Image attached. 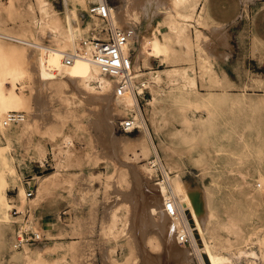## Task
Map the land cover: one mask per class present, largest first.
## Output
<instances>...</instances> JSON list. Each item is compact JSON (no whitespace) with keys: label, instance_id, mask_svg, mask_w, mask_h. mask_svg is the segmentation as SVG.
<instances>
[{"label":"rangeland","instance_id":"obj_1","mask_svg":"<svg viewBox=\"0 0 264 264\" xmlns=\"http://www.w3.org/2000/svg\"><path fill=\"white\" fill-rule=\"evenodd\" d=\"M4 1L5 0H0V4ZM35 1L36 0H22L17 7L18 9L20 8V10L16 8L10 10L9 13L4 7H2V5H0V27L4 26L6 31L10 33L9 35L6 34L0 37V40L5 43L0 52V65L2 64L4 68L3 75L5 76L7 88L11 93L18 97V100L15 102L16 106L13 108H7V110H2L0 119H3L5 112L9 110H21L25 113V118L21 122L12 123L6 126V128H3V133L0 129V146L8 145L9 147V150H6L8 163L3 170V175L8 182L5 195L9 205H6L5 208H3V211L0 212V216H4L5 219L7 218L5 221H0V264H24V262L25 264H46L47 262L49 264H106L105 261L107 260L104 258L107 257V253L113 260L120 262H124L126 258H136L135 263L129 262V264H136V262L137 264H141V262L143 263V261H145V258L146 261L144 264H199L194 255L193 260L189 261L184 258L173 257L168 253L166 246L164 245V233L159 225V221L155 223L154 219L150 220L148 216H145L143 217V220H141L142 222H140L142 224L139 226L136 220L138 207L145 204L148 200L147 196L151 195L149 194V187H142V185H140V178L137 175L138 172H136V168L132 165L137 166L141 163L147 162L149 155L151 156L152 153H155L153 148L151 147L152 152H149L148 156H144V153H142L143 151L140 152L142 149L140 144H136L135 146L126 144L123 146L122 151L113 150V137L110 138L109 136V138H104L99 134V129H97L95 125L98 115L101 112L99 105L88 104L86 102L82 104L77 100H75V104H68L66 108V104L63 105L58 101L52 105L51 101L53 97L50 98L48 88H42L39 86V81L44 76L43 71L34 75L29 69V65L20 61L19 55L21 51L18 49L14 51L10 49L11 46H26L25 43L19 42L15 34H30L37 30L36 26H38L39 23L34 22L32 19H34L33 16L39 18L40 14L36 9H34V11L28 9V4H33ZM47 1L51 5L50 8L57 12L61 17L65 13L64 7L66 8L67 6L70 9H73L80 21L82 36L88 34L92 35L93 32L98 31V26H96V30L86 29V26H92V21L95 18L91 17L85 11L87 6L84 0ZM108 2L113 7L118 5L124 6L126 3L123 0H108ZM169 6L170 0H163L157 7L151 6L149 8L148 18L144 15V11H142L141 8H135L138 14V20L126 24L119 23V25L139 33L142 40L148 33H152L156 30L159 20L166 18ZM147 21L150 23L148 26H146ZM210 21V19L206 20L204 25L205 28L210 29L218 27L217 24H213ZM225 26L230 29L229 25L226 24ZM236 29L239 30L238 28ZM160 30L167 31L168 28L165 25H161ZM191 30L189 32V38L191 37L193 39V32H191ZM9 31H12L13 33ZM45 32H48L47 28L45 29ZM230 33V45L226 48L228 52L226 58H217L215 54H210L209 57L210 60L213 61L215 70L220 76H224L225 74L222 72V69L226 67V59L237 50V45L235 44L231 30ZM207 36H209V34ZM40 38H43V40L46 39L43 35H41ZM131 45L133 48L137 47L138 41L133 39ZM241 47L242 53L245 57L244 62L241 61L240 66L235 65V75H232V77H228L227 75L224 76L227 79L224 78L226 81L223 80L221 85L214 84L210 77H202V71H199V65H201V63L198 62L199 59L195 55L190 56L188 59H185L180 55L181 53L173 55V57L170 56L171 58L150 56L145 58L148 60L145 63L149 66L141 61L139 67L140 73L138 71L136 72L140 75L137 76V80L145 81L146 88H144L142 94L138 96L139 106L146 122L149 126L151 125V129L154 131L152 142H154L158 149L160 162L164 167H170L167 170L178 173L179 176L187 181L192 187L200 186L204 188L207 186L212 190L210 198L207 199V203L209 202L211 206V212L213 211L215 213L212 212V218L208 222H205L204 220L202 221L204 225V235L210 244H215V250L217 252L220 251L222 254H228L230 250H250L251 247H254L259 253L260 245L257 241V237L264 238V184L262 183L259 187L260 197H256V199L252 198L247 193L253 182L244 181V174L247 176L250 174V177L251 174L252 176H264V106L262 108V105L264 104H261V102L264 103V100H262L264 99L262 98L264 97V77L259 75V71L254 72L257 73V75H251V72L249 73L245 71L248 61L250 62V60L247 59L251 58L252 55H255L256 52H263L264 47L263 45H260L258 41L251 39L250 37L245 39V43H243V46ZM132 52H134V49H132ZM172 58L174 60H172ZM230 60L229 63L231 62ZM179 65L180 67L187 66L186 69L188 74L196 80V89L199 92L203 91L205 93L208 91H216L222 94L224 91H230L229 95H227V97L225 96L227 101L225 99L226 102L217 103L210 108L201 105L196 107L195 105L189 106L186 104L185 100L187 98H195V89L184 81L187 76L183 75L181 71L175 69L180 68ZM152 69L158 70V72H156L158 75L154 74ZM198 74H200V76ZM155 77H157V79ZM227 80L229 82H227ZM155 81H157L158 84ZM177 83L179 84L177 85ZM54 90L55 96H59L61 88L54 87ZM247 91L250 92L248 93ZM234 93L236 96H234ZM169 94L171 95L169 96ZM247 95L249 98H252L249 99ZM167 96H169V98ZM233 97L237 99L239 104L236 102L237 105L231 103L232 101H236L235 98V100H232ZM161 98L164 99L162 100ZM72 99L73 98H71V100ZM149 99L153 101L154 104L153 102L151 105L148 104L147 102ZM248 99L250 101H248ZM155 107L159 109L161 108V110H155ZM54 108H57L59 111L61 110V112L69 110V112L71 111L74 114L71 112L68 114V111H66V118L68 119L65 120V118H61V114H53ZM119 108V113L115 111L113 116V130L117 136L119 135L117 139L119 140L120 138L127 137V135L138 137L141 134L139 131L140 129L132 131L133 133H123L117 130L118 121L125 115L129 114V111H127L129 107L125 108L121 104ZM210 110L212 112L214 111V113ZM210 112L212 115L208 118ZM69 115L73 116V118ZM61 120H63L64 124ZM206 120H208V122ZM27 121H29V124ZM76 123L78 125H76ZM61 124H63V126ZM56 131L58 132L57 134ZM47 139L49 141H47ZM66 139H68V141L70 140V142L66 143ZM145 140V143L150 147L148 140ZM51 141H53V143ZM53 144H55V146ZM65 147L72 151V156L60 153L59 150L62 148L65 149ZM226 151L229 152L227 153ZM54 152L56 153L55 155ZM53 156L56 157L54 158ZM150 158H153V155ZM64 163H66V165ZM56 168H58L64 176H66L67 173H75V183L70 186L57 181L53 184L51 183L49 186L50 189H45L43 186H40L39 180L36 176L54 171ZM28 171L33 172V181L37 186L34 184L32 196L25 197V192H27V190L24 188L26 185L24 176ZM156 174L158 179L162 178V171L160 173L157 170ZM217 177L219 178L217 179ZM58 183L59 185H57V187L56 184ZM240 184H242L241 187ZM68 186L70 188H68ZM242 187H244L245 190ZM36 189H40L39 192H36ZM241 190L244 193H242ZM232 196H234V199ZM36 199L37 202L35 201ZM248 200L251 202L250 205ZM116 201L119 203H116ZM258 201L261 202L259 203ZM202 205L204 206V204ZM114 206L116 207L113 208ZM16 207H19V209ZM110 207L113 208L114 213L116 214V221L112 231L106 235L105 228L108 220L107 214L110 211ZM128 207L129 210H132L135 213L134 220L136 226L134 227L136 229H134L136 231L133 229L131 230L132 232H135V234L133 233L134 238L131 237V231L129 230L122 233L118 232L120 227L122 228L126 221L125 219L128 217V213L126 214V211H128L126 209ZM254 208H256L255 211ZM253 213L255 216L252 215ZM49 214L52 215V223L50 224V227L48 229H41L39 224L42 217ZM125 216L127 217L125 218ZM27 218L33 223V227L28 228V230L37 229L43 234L42 239L29 242L19 248H13L12 242L14 243L16 240L18 225L22 224L21 226H23ZM228 218H230V221L234 219V222L233 220L232 222L228 221ZM219 220L224 225H219ZM226 220L227 222L232 223V227L228 228V231L226 230L225 225ZM189 221L190 223L192 222L190 219ZM237 222L239 224H237ZM218 225L222 227L219 229ZM233 226L235 227L233 228ZM248 227L251 229L250 231L248 230ZM24 228L27 227L24 226L23 229ZM260 228L261 230H259ZM217 229H219L220 233ZM234 229H237V235H235L236 233L234 234L236 231H234ZM137 232L140 234V237ZM239 233L240 236L244 235L246 238L242 236L241 241V238H239L240 236L238 237ZM194 234L198 245L202 247V242L198 233L194 231ZM126 235H128V237ZM211 235L213 237H211ZM135 237L137 238L135 239ZM217 238L220 240L218 241ZM243 238L245 240H243ZM221 240L230 242H228L227 245ZM234 240L237 241L235 242ZM232 242L236 246L233 245ZM88 244L90 245L88 246ZM25 246L27 247L25 248ZM230 246L232 247L230 248ZM44 247L47 248L45 253L42 257H37V252ZM76 247L80 248L77 249ZM88 250L91 251V254L87 255L86 253H89ZM26 251H28L30 256L34 259L33 263L26 260L27 258H24L26 255H23V252L26 254ZM85 254L91 263L89 260H85ZM202 255L205 263L209 264L206 254L202 253ZM238 264L248 263L244 261V259H238Z\"/></svg>","mask_w":264,"mask_h":264},{"label":"bare ground","instance_id":"obj_2","mask_svg":"<svg viewBox=\"0 0 264 264\" xmlns=\"http://www.w3.org/2000/svg\"><path fill=\"white\" fill-rule=\"evenodd\" d=\"M21 1L22 0H5L4 2H1L0 5H2V7H4L5 10L9 13L10 10L16 9L19 6L18 4H20ZM84 1L86 3V6H93L95 4H98V3H101V2H104V1H108V0H84ZM123 1L126 2L124 4V6L118 5L116 7L111 6L109 4V2H108V5H109L108 7L110 8V12H111V14L113 16V21L115 23H117L118 25H119V23L126 24V23H132L133 21L138 20V14H137V11H136L135 8H137V9L141 8L142 11H144V15L148 18L149 8L151 6L152 7L153 6H155V7L159 6V4L163 0H123ZM205 1H207V0H170V6H169L168 11L166 13V18H164L163 20H159L158 21L157 26H156V30L154 32L148 33L141 40L139 33L134 32L132 30L133 33H132V36H131V40L129 39L130 43H126L123 46V51H128V50L130 51V50L134 49V52L131 51V55H132V69H131V72H130V75H131L130 77L131 78L134 77V76H138L139 75L136 72L137 71L139 72V67H140L141 61L144 62V63L148 61L145 58H148L150 56H154V57H158V58L159 57H163V58L164 57H166V58L169 57V58H171V57H173V55L181 53L180 55H182L185 59H188L190 56L195 55L199 59L198 62L201 63V65H199V71H202V73L200 72L202 74V77H205V78L206 77H210L214 84L221 85L223 80L227 79V78L224 77V76L227 75L226 73L224 74V76H220L216 72L214 64H213V61L210 60L209 57H210V54H215L217 58H220V59L226 58V48L230 45V36H231L230 35L231 34L230 33V29L226 28V26H225L226 24H219L218 27H215V28L213 27V28H210V29L204 27L206 20L210 19L208 14H207V12H206ZM28 2H27V4H28ZM50 6L51 5L49 4V2L47 0H36L35 3H33V4L29 3L28 4V9L30 11H34V9H36L39 12V14H40L39 16L40 17L38 18V17L33 16L34 19H32L34 22H36V23L38 22L39 25L38 26L35 25L37 30H35L33 33H30V34L20 33L18 35L15 34V36L19 40V42L25 43L26 46L29 47V48H27L26 46H24V47L23 46H21V47L20 46H11L10 49L13 50V51L16 50V49L21 51L20 55H19L20 61L23 62V63L28 64L29 65V69L32 71V73L34 75H36L40 71H43L44 76L40 79L39 86L42 87V88H48V90H49L48 93L50 94L49 95L50 98L53 97V99L51 101L52 105H54V103L56 101H58V102L62 103L63 105L66 104L65 105V108H66V106L68 104H75V100L79 101L82 104H84L86 102L88 104L99 105L100 108H101V112L98 115V118H97V120L95 122V125H96L97 129H99L98 131H99V134L101 136H103L104 138H109V136H110V138L113 137V139H112L113 150L122 151L123 150V146L126 145V144H131L133 146H135L136 144H140L142 149L141 148H139V149H141L140 152L143 151L142 153H144V156H148L149 152H152L151 151V147H152L154 152H155V153H152V155H155L156 160H160V156H159L160 154L158 152V149H157L156 145L154 144V142H152V135H153L154 131L151 129V127H150L151 125L150 126L148 125V123L146 122V120L144 118L143 112H141V110H140V106H139V103H138L139 100H138V97L136 96V93L132 89H130L129 91L126 90V92L123 95L119 96V97L115 96V92H114L115 81L112 79L111 75L108 74V73L103 72L101 70V68H99V66L94 61H92V60H90V59H88L86 57H83V58L73 57V59L71 60L70 63H65L64 62V60H63L64 52L66 50L73 51L74 48L78 45V41L82 39L80 21H79L77 15H76V13L73 11V9H70L67 6H66V8L64 7L65 13L61 17V16H59L57 14V12H55L53 9H51ZM20 7H22V6H20ZM18 10H20V8ZM31 16H29V17H31ZM9 17H11V16H9ZM149 24H150L149 21H147L146 26H148ZM161 25H165L168 28V30L167 31H161L160 30V26ZM96 26L101 28V27L104 26V23L102 21H100L99 19L95 18L92 21V26H86V29L87 30L88 29H95ZM2 27H4V26H2ZM2 27H0V37L3 36V35H6V34L9 35L10 33H8L6 31L5 27L4 28H2ZM46 28L48 29L47 33L45 32ZM27 30H28V28H27ZM190 30H191V32H193V39L191 37L189 38ZM9 32H12V31H9ZM22 32H23V30H22ZM215 33H217L218 35L221 36L222 40L220 41V43H217V44L213 43L212 35H214ZM208 34H209V36H207ZM41 35L45 36L46 39L43 40V38H40ZM92 35L94 37H98L100 35V33L98 31H96V32H93ZM203 37H209V38H203ZM133 39H136L138 41V46L135 47V48H133V46L131 45V41ZM259 43L261 44V41ZM4 44L5 43L2 40H0V52H1ZM172 60H174V59L172 58ZM172 64H174V63H172ZM146 65H148V64H146ZM180 65H179V67H180ZM186 68H187V66L186 67L182 66L180 68H175L176 70L181 71L183 73V75L187 76L184 81L187 82L188 85H190L192 88L195 89V92H194L195 93V98L194 99L187 98L185 100L186 104H188L189 106L195 105L196 107H198V105L199 106L201 105L203 107L210 108V107H213L217 103H222V102H226L227 101L226 97H227V95H229L230 91L229 92L228 91H224V92H222V94H220V93H218L216 91H208V92H205V93L203 91L199 92L196 89V85H197L196 80L193 77H191V75L188 74V71H187ZM200 68H201V70H200ZM3 71H4V68H3L2 64H1L0 65V115H1L2 110H5V109L7 110V108L15 107L16 106L15 102L18 100V97L15 94L11 93L9 91V89L7 88L5 76L3 75V73H4ZM193 71H195V70H193ZM152 72L154 74H156V72H158V70L154 69ZM222 72L224 73V71H222ZM156 75H158V74H156ZM193 75H195V74H193ZM198 75L200 76V74H198ZM159 77H161V76H159ZM155 78L157 79V77H155ZM228 80H230V79H228ZM228 80H227V82H229ZM155 82H157V81H155ZM158 82H159V80H158ZM158 82H157V84H158ZM181 83H183V82H181ZM247 83H249V82H247ZM178 84L179 83H177V85ZM224 84H227V83H224ZM54 87L61 88V92H60L59 96H55ZM182 87H184V86H182ZM252 87H254V86H252ZM137 90L140 93V89L138 88ZM156 91H157V89H156ZM244 91H245V89H244ZM153 92H155V91H153ZM152 93H151V95H152ZM153 94H155V93H153ZM170 95L171 94H169V96ZM70 96H71V98H73L72 100H71ZM169 96H167V97L169 98ZM234 96H236L235 93H234ZM172 97H173V94H172ZM247 97L249 98L248 95H247ZM234 98L235 97H233L232 100ZM251 98H249V99H251ZM262 98H264V97H262ZM225 99H226V101H225ZM249 99H248V101H250ZM262 100H264V99H262ZM174 101H175V97H174ZM152 102L153 101H151L149 99L147 103L151 105ZM235 102L238 103L237 99H236V101H232L231 103H235ZM246 102H247V100H246ZM121 104L125 108L132 107V106L135 107L136 118L138 119V124H139L138 130L140 129L139 131L141 132V134L138 137H133V136H128L127 135V137L120 138L119 140L117 139V137H119V135L117 136V134L113 130V128H114L113 127V121H114L113 120V116L115 114V111H117L119 113V110H120L119 107H120ZM153 104H154V102H153ZM261 104H264V103L261 102ZM232 105H234V104H232ZM263 106L264 105H262V108H263ZM156 109L161 110V108L159 109V108L155 107V110ZM195 109H198V108H195ZM66 111H68V114H70V112H71V111L69 112V110H66ZM66 111L61 112V110L59 111L57 108H54L53 109V114L54 115L61 114L62 115L61 118L62 119L65 118V120H67L68 118H66L67 117V112ZM211 112L208 114V118H209V116L212 115V113H214V111L212 113ZM71 113H73V112H71ZM202 115H203V113H202ZM255 115H256V113H255ZM69 116H71V115H69ZM71 117L73 118V116H71ZM258 119H259V117H258ZM61 121L63 123V120H61ZM206 121L208 122V120H206ZM27 122L29 124V121H27ZM158 122H159V120H158ZM256 123H258V122H256ZM63 124H61V125L63 126ZM76 125H78V124L76 123ZM61 127H60V129H61ZM3 128H6V126L3 125V120L0 119V129H1L2 133H3ZM81 128H83V127H81ZM71 129H73V128H71ZM57 131H56V134L58 133ZM67 133H68V131H67ZM123 133H125V132H123ZM136 135H138V134H136ZM241 135H242V133H241ZM51 137H53V136H51ZM55 137H57V136H55ZM60 137H62V136H60ZM51 139H53V138H51ZM145 139L148 140V142L150 144V147H148L149 145H147L145 143V141H146ZM47 141H49V140L47 139ZM51 142L53 143V141H51ZM69 142H70V140L68 141V139H66V143H69ZM53 145L55 146V144H53ZM90 146H91V144H90ZM6 150H9L8 145L0 146V212L3 211V208H5L6 205L7 206L9 205L8 202H7V197L5 195L6 186H7L8 182H7V180L5 179V177L3 175L4 167L8 163L7 156H6ZM38 151H39V149H38ZM57 151H58V149H57ZM59 151H60L61 154H65V155L68 154V155L72 156V154H73L72 151L69 150L66 147H65V149L62 148ZM92 152H94V151H92ZM215 152H217V151H215ZM219 152H221V151H219ZM226 152L228 153L229 151H226ZM230 153H231V151H230ZM55 154L56 153L54 152V155ZM170 155H168V156H170ZM142 156H143V154H142ZM151 156L149 155L147 162L141 163V164H139L137 166L131 164L132 166H134L136 168V172H138L137 175L140 178V183H141L140 185H142V187H144V186L149 187V189H150L149 190V194L151 195V196H147L148 200L145 203L146 206H145V204H143L140 207H138L136 220H137L139 226H140V224H142L140 222H142L141 220H143V217H145V216H148L150 220L154 219L155 223L157 221H159V225L161 226V229H162V231L164 233V238H165L164 245L166 246V250L168 251V253L171 256H173V257L175 256V257L184 258V259H187L189 261H192L193 260V255H194V257L197 258L199 264H206L205 260L203 258V255H202V253H204V254H206V257H207V260H208L209 264H238V259H244V261H246L248 264H264V238L257 237V241L259 242V245H260L259 253L254 249V247H251L250 250H243V249H237L236 251H231L230 250L228 252V254H222V253H220V251L217 252L215 250L216 247H214L215 244L212 245L206 240L205 235H204V227H203L204 225H203V222H202L203 220L205 222H208L212 218V212L213 211L211 212V210H212L211 206H210L209 202L207 203V199H209L210 196H211V192H212L211 188L207 187V186H205L204 188L200 187V186L199 187H192L187 181L183 180L179 176L178 173H174L175 171L172 172L171 170H167L170 167L169 168L164 167V165L161 162H160L161 163L160 167L162 169V178L158 179L156 171H155V168L151 165V158H150ZM168 156H166V157H168ZM65 158H66V156H65ZM69 161H72V160H69ZM76 161H78V160H76ZM119 162H120V160H119ZM119 162H117V163H119ZM114 163H116V162H114ZM64 164L66 165V163H64ZM114 166H115V164H114ZM250 170H251V168H250ZM233 171H231V172H233ZM248 171H249V169H248ZM62 172H63V170H62ZM249 175L247 176L246 174H244V181L245 182H250V181L253 182L252 186L250 188L248 187L249 189H248L247 193L252 198H256V197L259 198L260 197L259 196L260 195L259 187L261 186L262 183L264 184V176L263 175L252 176V174H251V177H250ZM36 177L39 180L40 186H43L45 189L49 188L51 183L53 184V183H55L57 181L59 183L62 182V183L68 184L70 186H72L75 183V181H76L75 173H67L66 176H64V175H62L60 170H58V168H56V170L48 172L46 174L37 175ZM218 178L219 177H217V179ZM219 182H223V181H219ZM59 183L56 184V186L59 185ZM242 184H240V187L242 186ZM68 188H70V187L68 186ZM242 188L244 189V187H242ZM41 189H42V187H41ZM54 189H55V187H54ZM39 190L36 189V192L37 191L39 192ZM225 190H226V188H225ZM44 192H46V191H44ZM241 192H242V190H241ZM41 193H43V192H41ZM242 193H244V192H242ZM43 194H45V193H43ZM232 197L234 199V196H232ZM223 198H224V195H223ZM12 199H13V197H12ZM22 199H24V198H22ZM227 200H229V199H227ZM35 201L37 202V199ZM117 202L118 201H116V203ZM167 202L171 203V207L173 209L172 213L165 208V205H166ZM248 202H249V200H248ZM218 203H219V201H218ZM222 203H224V202H222ZM250 203L251 202H249V205H250ZM202 204H204V206ZM224 206H225V204H224ZM19 207H16V208L19 209ZM115 207L116 206H114L113 208H115ZM125 207H126V205H125ZM129 207L126 209V210H128V211H126V214L128 213V217L125 216V218L127 217V219H125L126 221L124 222L122 228L120 227V229L118 231L119 233H122V232H124L126 230L127 231L128 230L131 231L132 229L133 230L136 229L134 227V226H136L135 225V220H134L135 213L132 210H129ZM113 208L110 207L109 208L110 211L107 214L108 220H107L106 228H105L106 229L105 230L106 235H108L112 231V229H113V227L115 225L116 214L114 213ZM20 209H23V208H20ZM260 209H261V207H260ZM255 210H256V208H254V211ZM221 212H222V208H221ZM221 212H220V214H221ZM213 213H215V212H213ZM238 215H239V213H238ZM252 215H254V213ZM3 217L4 216H0V221L7 220V218L5 219V217L4 218ZM213 217H214V215H213ZM219 217H220V215H219ZM138 219H139V221H138ZM189 219L192 221L191 222L192 224L190 223ZM229 219L230 218H228V221H230ZM223 220H225V219H223ZM232 220L234 222V219H232ZM232 220L230 222H232ZM230 222H227V220H226V223H225L226 230L228 228L232 227V223H230ZM221 224H223V223H221V221H220L219 225H221ZM237 224H239V223L237 222ZM251 226H249V227H251ZM262 226H263V224H262ZM213 227H215V226H213ZM221 227L219 226V229ZM234 227L235 226H233V228ZM238 227H239V225H238ZM249 227H248V230L250 231L251 229H249ZM242 228H244V227H242ZM219 229H217L218 232H219ZM224 230H225V228H224ZM259 230H261V228ZM194 231H196L198 233L199 238H200V240L202 242V247H200L198 245L196 237H195V234H194ZM234 231H235L234 234L236 233L235 235H237V232H238L237 229H234ZM138 232H139V230H138ZM210 232H212V231H210ZM243 232H244V230H243ZM245 232H246V230H245ZM133 233L135 234L134 231L133 232L131 231V235H132L131 237L134 238ZM128 234H129V232H128ZM212 234H214V233L212 232ZM226 234H228V233H226ZM234 234H233V236H234ZM247 234H248V232H247ZM250 234H252V233H250ZM126 236L128 237V235H126ZM182 236H187L188 237L189 244H185V243H181L180 242V238ZM239 236H240V233H239L238 237ZM242 236L245 237L244 235H241L239 237V238H241V241H242ZM139 237H140V234H139ZM211 237H213V236L211 235ZM235 237H237V236H235ZM248 237H249V234H248ZM136 238L137 237H135V239ZM217 240H218V238H217ZM225 240H223V241L225 242ZM231 240H233V239H231ZM243 240H245V239L243 238ZM85 241H87V240H85ZM139 242H140V240H139ZM222 242H221V244H222ZM228 242H230V241H226L225 243L227 244ZM233 242H232V244L235 245ZM12 244H13V242H12ZM85 245H83V246H85ZM89 245L90 244H88V246ZM92 245H94V244H92ZM26 247L27 246H25V248ZM80 247H78V248L76 247V248L79 249ZM231 247L232 246H230V248ZM230 248H228V249H230ZM46 249L47 248H45V247L40 249V251L37 252L38 254H36V256L37 257H42V255L45 253ZM74 250H75V246H74ZM90 250H88L89 253L88 252L86 253L87 255L91 254ZM36 251H37V249H36ZM86 254H85V256H86ZM23 255H26V257H24V258H27L26 260L30 261L31 263L34 262V259L30 256L28 251H26V254H24V252H23ZM90 257H91V255H90ZM86 259H87V256L85 257V260ZM104 259L107 260V261H105L106 264H129V262L135 263V261H136L135 260L136 258H132V259L126 258V260L124 262H120V261H117V260H113L110 256H108V253H107V257H105ZM87 260H89V259H87ZM144 260L146 261V258ZM38 261H40V260H38ZM145 261H143V263L141 262V264H144ZM89 262L91 263L90 260H89ZM24 264H25V262H24ZM136 264H137V262H136Z\"/></svg>","mask_w":264,"mask_h":264},{"label":"built area","instance_id":"obj_3","mask_svg":"<svg viewBox=\"0 0 264 264\" xmlns=\"http://www.w3.org/2000/svg\"><path fill=\"white\" fill-rule=\"evenodd\" d=\"M108 6V1H104L86 7L85 11L91 17L102 21L104 26L101 28L99 27L98 32L100 35L98 37H94L90 34L82 36V39L78 41V45L73 51L66 50L64 52L63 60L65 63H70L73 57H86L94 61L103 72L111 75L112 79L115 81V96L119 97L123 95L126 90L129 91L132 89L138 97L142 94V90L146 88L145 81H138L137 76L130 77L132 69V50L123 51V46L126 43H130L133 31L115 23ZM138 88H140V93L137 90ZM127 111H129V114L118 121V130L125 133L136 131L139 128L135 107H129ZM24 118L25 113L23 111L9 110L6 111L3 116V125L8 126L12 123H18L24 120ZM160 164V160H156L155 155H153V158H151V165L156 171L158 170L161 173L162 169ZM32 194L33 191L28 190L25 193V197H30ZM165 208L171 213L173 212L170 202L166 203ZM24 226L27 228L23 229ZM31 227H33V223L28 218L25 220L23 226L18 225L13 248H19L29 242L42 239L43 234L37 229L28 230V228ZM180 242L189 244L188 237L182 236Z\"/></svg>","mask_w":264,"mask_h":264},{"label":"crops","instance_id":"obj_4","mask_svg":"<svg viewBox=\"0 0 264 264\" xmlns=\"http://www.w3.org/2000/svg\"><path fill=\"white\" fill-rule=\"evenodd\" d=\"M205 8L211 20L210 22L217 25L227 24L230 26L237 50L234 54L228 56L226 67L222 70L228 77H232V75H235V65L240 66L241 61L244 62L245 60L241 46L245 43L246 38L250 37L253 39L255 37L256 39L254 38V40L261 41L264 46V0H207L205 1ZM212 38L214 44L220 43L222 40L217 33L212 35ZM260 54L263 55L261 56ZM229 60L231 61L230 63ZM247 60H250V62L248 61L245 71L251 72V75H257L254 72L259 71V75L264 77V51L263 53L256 52L255 55H252ZM24 177L26 184L24 188L27 191L34 190L33 172H26ZM31 186L33 187L31 188ZM51 223L52 215L49 214L42 217L39 225L41 229H48Z\"/></svg>","mask_w":264,"mask_h":264}]
</instances>
